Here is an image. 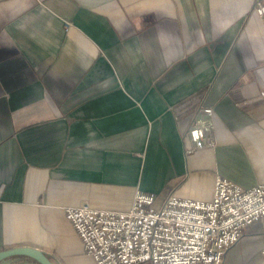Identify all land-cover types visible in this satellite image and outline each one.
Segmentation results:
<instances>
[{
    "label": "crops",
    "instance_id": "obj_1",
    "mask_svg": "<svg viewBox=\"0 0 264 264\" xmlns=\"http://www.w3.org/2000/svg\"><path fill=\"white\" fill-rule=\"evenodd\" d=\"M255 2L0 0V252L96 264L68 207L125 212L138 189L158 208L170 196L209 203L218 177L264 184ZM203 102L218 144L189 154ZM224 264H264V221Z\"/></svg>",
    "mask_w": 264,
    "mask_h": 264
},
{
    "label": "built area",
    "instance_id": "obj_2",
    "mask_svg": "<svg viewBox=\"0 0 264 264\" xmlns=\"http://www.w3.org/2000/svg\"><path fill=\"white\" fill-rule=\"evenodd\" d=\"M252 11L264 18V0ZM214 120L215 108L200 104L186 132L189 154L217 147ZM214 195L209 203L170 196L158 208L155 195L138 189L128 211L84 202L65 214L96 264H224L227 251L264 221V184L244 189L218 177Z\"/></svg>",
    "mask_w": 264,
    "mask_h": 264
},
{
    "label": "water",
    "instance_id": "obj_3",
    "mask_svg": "<svg viewBox=\"0 0 264 264\" xmlns=\"http://www.w3.org/2000/svg\"><path fill=\"white\" fill-rule=\"evenodd\" d=\"M21 256L34 259L39 264H55L51 260V258L49 259L43 251H41L38 248H30V247L14 248L0 252V263L5 261L6 258L21 257Z\"/></svg>",
    "mask_w": 264,
    "mask_h": 264
}]
</instances>
